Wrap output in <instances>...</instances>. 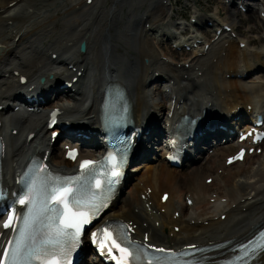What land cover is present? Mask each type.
<instances>
[{"label":"bare ground","instance_id":"1","mask_svg":"<svg viewBox=\"0 0 264 264\" xmlns=\"http://www.w3.org/2000/svg\"><path fill=\"white\" fill-rule=\"evenodd\" d=\"M137 1L93 0L88 4L87 0H0V127L5 141V188L13 191L16 172L35 156L56 172L75 169L76 163L65 159L70 141L59 150L56 141L50 139L58 129L47 130L49 115L57 110L62 120H72L69 124L74 132H90L91 141L99 142V112L110 84L126 90L134 119L144 128V142L138 152L143 158L150 152L151 140L156 142L154 137L161 132L159 127H152L156 121L167 130V124H177L184 115L201 117L199 122L208 118L202 124V136L186 147L190 156L209 138L224 135L220 130L210 132L214 127L237 129L238 124H234L236 129L229 123L216 124L217 114L224 121L231 117L235 123L236 117L255 121L253 113L264 111V78L250 85L237 78L228 79L254 70L263 56L248 51L255 42L252 38H233L232 33L239 29L236 18L231 24H220L194 11L195 26L208 27L204 37L185 41L193 45L202 41L189 55L178 42L179 37L168 32L177 25V3ZM250 1L254 0L245 3L253 12L256 3ZM224 4L230 6L226 1ZM232 5L236 6L234 2ZM259 11L261 15L264 8ZM215 14L220 16L219 9ZM223 25L231 27L232 32L225 31ZM187 28H182V35L188 34ZM83 42L84 53L78 51ZM170 43L181 48L173 49ZM242 43L244 49L240 48ZM165 46L171 54H165ZM260 67L264 69L263 64ZM62 82L70 87L61 89ZM154 82L166 83L158 89L162 103L153 99L150 87ZM27 93L37 102L18 105L19 98L23 100ZM57 96H61L59 100L46 105ZM249 105L254 109L251 112L247 110ZM18 106L21 108L15 110ZM30 135H34L31 140ZM227 140L209 147L206 152L214 149L211 154L199 153L181 169L172 168L165 159L166 148L158 147L162 158L154 159L153 153L149 162L132 167L131 173H140L132 176L134 179L121 191L103 221H122L134 231L138 242L152 247L182 249L243 239L264 223V142L258 146L260 155L248 154L243 162L227 166L228 158L240 147L234 137ZM81 141L74 138L75 145ZM89 153L82 149L80 158ZM209 178L213 179L211 184L206 183ZM165 193L170 197L163 203ZM188 200L193 201L191 206ZM229 255L227 252L220 258Z\"/></svg>","mask_w":264,"mask_h":264},{"label":"snow or ice","instance_id":"2","mask_svg":"<svg viewBox=\"0 0 264 264\" xmlns=\"http://www.w3.org/2000/svg\"><path fill=\"white\" fill-rule=\"evenodd\" d=\"M52 115V122L55 123L56 113ZM120 162L113 165L112 177L121 175L118 170ZM94 163L90 160L81 163V169L89 173L87 176L52 178L44 167L35 170L28 181L27 195L18 201L21 205H28V212L20 217L13 211L3 224L8 229L12 227L14 218L20 222L19 227L12 229L16 233L14 239L8 241L0 254V264H71V252L79 242L84 225L107 206V195L92 192L89 185L93 171L89 166ZM113 182L112 179L107 181L108 184ZM96 185L101 187V181L97 180ZM99 235L101 251L106 250L110 254L115 248L120 253L119 258L112 256L116 264H137L141 261V247L132 245L131 240L118 229L104 228ZM92 236L96 243L98 234L93 233ZM259 247L264 248V245ZM155 251L163 253L165 250L157 248ZM245 251H248L247 247ZM175 255L170 253V256ZM153 259L161 264L160 257H148L147 264H153Z\"/></svg>","mask_w":264,"mask_h":264},{"label":"rangeland","instance_id":"3","mask_svg":"<svg viewBox=\"0 0 264 264\" xmlns=\"http://www.w3.org/2000/svg\"><path fill=\"white\" fill-rule=\"evenodd\" d=\"M141 1L142 0H138L137 2H141ZM174 2L177 3V5H174L175 6L174 9L179 14L175 19L177 21L181 22L179 20L180 17L183 16V17L187 18V21H185L183 24L188 25V28H187V29H189L188 34L186 33L185 36L182 34L178 35V37H179L178 42L181 45L185 44V46L189 47L190 51L185 49L189 55H193V52H194L195 48L198 47L199 43H195L193 45L191 42L186 43L185 41H187V39H189L190 37L202 38V37H204V34L207 32L205 29V27L206 28L208 27V26H206L207 24H204V26H202L199 29L198 27L194 26L191 22L192 19H196L195 18L196 15H195L194 11H198V12L208 16L207 19H209V17H213L220 24H224L226 22L231 24L233 21H235L234 18H236V25H237L236 28L238 27L239 29H238V32L233 33L234 34L233 38L237 39L238 41L240 39H243V38H252L253 40H255L254 44L249 47L248 51L249 52H261V54L263 56L260 58V61L257 62V65H260V66H262V64L264 65V40H261L262 38H264V26H263L264 25V17L260 16V11L258 14V9L264 8L263 7L264 0H258V2H256V6L258 9H255L253 12H248L245 14L244 13L242 14L240 12L238 13V10L235 6H233L232 8H231V6H224L223 5L224 2L223 1L221 2L220 0H174L173 3ZM108 3H109V7H110L111 3L110 2H108ZM217 9H219V15L220 16L215 14L217 12ZM231 9H233V10H231ZM143 10L146 11L147 7L144 6ZM127 12H128V10L125 11V13H127ZM234 12L236 13L237 16H235ZM233 15H234V17L232 18ZM259 16L261 19L259 18ZM210 24L213 25V22H210ZM183 27L184 26L179 27L178 33H180V30H182ZM257 28H259V29L257 30ZM212 29L213 28H211V29L209 28V30H211V31H212ZM211 35H212V33H211ZM199 41H201V39H199ZM166 44H167V42H166ZM169 45L171 48L176 49L174 47L173 43L172 44L170 43ZM240 48L244 49V47L243 48L240 47ZM165 49L167 50V53H165L166 55L172 53L167 46H165ZM78 51H79V48H78ZM119 52H120V50H119ZM177 57L179 58L181 56H177ZM182 59H184V58H182ZM147 60H145V61H147ZM181 62L183 63L184 61H181ZM149 63H150V61L148 60V64ZM260 66H258L259 68L257 67L254 70H251L249 72H245L244 75L243 74H238L237 76L236 75H230V76H228V79L235 80L237 78L238 80H241L243 83L247 82L248 85L252 84L253 82H259L261 80V78H264V69L261 68ZM186 68H188V64L186 65ZM220 76L223 77V75L221 73H220ZM242 76H243V80H242ZM50 78H52V77H50ZM161 84H163V83H161V82L155 83L154 82V84L152 83V86L150 87V90H153L152 92H154V96L152 95L153 99L159 103H162V99H161V95L158 93V89L164 88L163 87L164 85L161 87ZM206 92L207 91H205V93ZM60 97L61 96H57L56 100H55V98H53L46 105H50L52 102L59 100ZM63 102H66V101H63ZM78 115H81V114H78ZM161 143L162 144L155 143L154 146L152 145V148L154 149V154H155V157L152 155L154 159H157L156 157L162 158V156H161L162 152L158 149V147L163 145V142H161ZM64 144H65V140L62 139L56 143V146H58L59 147L58 149L60 150V148H62ZM206 150L204 153L206 155H208V154H211V152L214 149L209 150L208 153L206 152ZM205 154H201V155L199 154V155L203 156ZM134 172H137L135 175H138L140 173L139 170H135Z\"/></svg>","mask_w":264,"mask_h":264},{"label":"water","instance_id":"4","mask_svg":"<svg viewBox=\"0 0 264 264\" xmlns=\"http://www.w3.org/2000/svg\"><path fill=\"white\" fill-rule=\"evenodd\" d=\"M86 51V44L83 42L80 45V52L84 53Z\"/></svg>","mask_w":264,"mask_h":264}]
</instances>
